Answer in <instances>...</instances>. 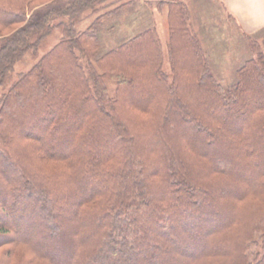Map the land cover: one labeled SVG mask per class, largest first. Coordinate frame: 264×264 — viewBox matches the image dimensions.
Segmentation results:
<instances>
[{
	"label": "trees",
	"instance_id": "obj_1",
	"mask_svg": "<svg viewBox=\"0 0 264 264\" xmlns=\"http://www.w3.org/2000/svg\"><path fill=\"white\" fill-rule=\"evenodd\" d=\"M133 1L0 0V264H264V43L223 84L172 0L103 50Z\"/></svg>",
	"mask_w": 264,
	"mask_h": 264
},
{
	"label": "rangeland",
	"instance_id": "obj_2",
	"mask_svg": "<svg viewBox=\"0 0 264 264\" xmlns=\"http://www.w3.org/2000/svg\"><path fill=\"white\" fill-rule=\"evenodd\" d=\"M170 1L172 0H134L133 5L116 18L117 22L114 29H104V32L100 37L102 49L108 50L116 44L132 37L143 28L153 27L156 31L157 37L160 39L163 51L167 58L169 19L166 3ZM194 1V4H196L195 14L202 17L203 20L205 19V23H210V19H207V17L212 13H209L208 8L211 9L212 6V8L215 9L213 6V0ZM217 16L221 17L222 14L217 13ZM89 22L90 20L83 22V27L87 26ZM217 24L218 26L215 30L218 34L213 28L205 29L209 31L212 30L213 33H216L214 39H200V41L210 61V69L212 73L222 81L223 84H230L235 79V72L238 67L242 65L249 56L255 55L256 53V50H251L249 47L250 43H256L259 48L263 46L264 33L253 38L242 39L238 36L239 33L237 29L230 23L225 21L219 23L217 21L215 25ZM57 34H51L40 41L36 57L27 53L15 64L14 71L11 73L7 85L1 88V91L6 90L7 86L16 80L18 73L28 70V68H30L40 56L53 47L58 40ZM168 66V60L166 59V69H168Z\"/></svg>",
	"mask_w": 264,
	"mask_h": 264
},
{
	"label": "crops",
	"instance_id": "obj_3",
	"mask_svg": "<svg viewBox=\"0 0 264 264\" xmlns=\"http://www.w3.org/2000/svg\"><path fill=\"white\" fill-rule=\"evenodd\" d=\"M189 11L188 26L198 39H214L217 31L215 23H230L238 31V36L242 39L253 38L264 33V0H213L215 9L208 8L210 23H205V19L195 14L194 0H183ZM193 8V9H192ZM217 13L222 16H217ZM222 21V22H221ZM213 28L212 30L205 29ZM209 31V33H208ZM218 34V33H217Z\"/></svg>",
	"mask_w": 264,
	"mask_h": 264
}]
</instances>
